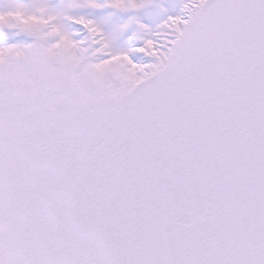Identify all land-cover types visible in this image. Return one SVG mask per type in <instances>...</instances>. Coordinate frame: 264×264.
Segmentation results:
<instances>
[{
    "label": "snow or ice",
    "instance_id": "1",
    "mask_svg": "<svg viewBox=\"0 0 264 264\" xmlns=\"http://www.w3.org/2000/svg\"><path fill=\"white\" fill-rule=\"evenodd\" d=\"M0 264H264V0H0Z\"/></svg>",
    "mask_w": 264,
    "mask_h": 264
}]
</instances>
